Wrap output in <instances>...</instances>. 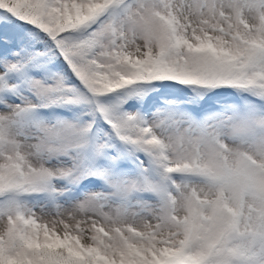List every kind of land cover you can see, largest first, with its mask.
Masks as SVG:
<instances>
[{"label": "snow or ice", "instance_id": "1", "mask_svg": "<svg viewBox=\"0 0 264 264\" xmlns=\"http://www.w3.org/2000/svg\"><path fill=\"white\" fill-rule=\"evenodd\" d=\"M0 264H264V0H0Z\"/></svg>", "mask_w": 264, "mask_h": 264}]
</instances>
